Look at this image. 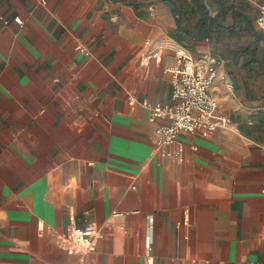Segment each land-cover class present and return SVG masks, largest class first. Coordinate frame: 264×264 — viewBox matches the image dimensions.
<instances>
[{"label": "crops", "instance_id": "crops-1", "mask_svg": "<svg viewBox=\"0 0 264 264\" xmlns=\"http://www.w3.org/2000/svg\"><path fill=\"white\" fill-rule=\"evenodd\" d=\"M259 5L0 0V264H264ZM153 50L163 60L146 65ZM181 50L221 58L230 124L163 154L168 120L143 102H175ZM91 221L96 251L67 252L58 238Z\"/></svg>", "mask_w": 264, "mask_h": 264}, {"label": "built area", "instance_id": "built-area-1", "mask_svg": "<svg viewBox=\"0 0 264 264\" xmlns=\"http://www.w3.org/2000/svg\"><path fill=\"white\" fill-rule=\"evenodd\" d=\"M39 1L44 5L47 4V0ZM247 1L260 3L257 25L264 33V3H261V0ZM14 21L20 26L24 24L21 16H15ZM5 23L9 21L5 20ZM78 47L84 50L81 46ZM176 55L180 63L171 71L172 97L175 102L172 104L143 102L155 117L168 120L156 128L157 145L162 149L163 154L172 153L167 147L176 143L182 132L212 133L220 128H227L230 124V118L218 112L219 103L214 95V82L218 77L221 58L212 53H203L197 57L188 56L182 50ZM162 60L163 54L153 50L144 56L142 62L149 65L150 61ZM226 84L228 87L232 86L228 80ZM181 151V148H178L173 153L179 155ZM39 226L43 227L44 222L39 221ZM101 235L99 225L91 221L81 227L71 226L58 238V242L67 252L84 256L96 251ZM153 260V257L148 259L149 262Z\"/></svg>", "mask_w": 264, "mask_h": 264}]
</instances>
